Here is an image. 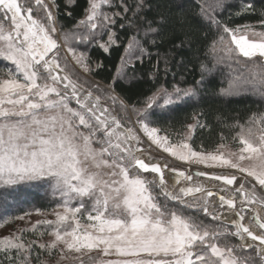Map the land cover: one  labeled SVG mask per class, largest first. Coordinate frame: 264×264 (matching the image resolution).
I'll list each match as a JSON object with an SVG mask.
<instances>
[{
  "label": "rangeland",
  "instance_id": "obj_1",
  "mask_svg": "<svg viewBox=\"0 0 264 264\" xmlns=\"http://www.w3.org/2000/svg\"><path fill=\"white\" fill-rule=\"evenodd\" d=\"M9 1L34 15L52 45L44 49L30 29L22 33L25 23L7 18L8 0H0V192L5 200L7 189V202L17 207L0 209V251L17 248L15 264H264L259 247L239 237L241 224L196 207L200 202L177 200L169 190L171 184L205 185L234 198L244 217L251 208L264 220V116L242 126L233 145L192 149V123L172 142L148 114L188 97L191 89H159L144 105L131 107L89 72L87 47L114 42V0H88L84 17L65 31L52 0ZM215 2H205L207 13ZM140 52L132 37L118 77ZM212 57L225 71V93L249 87L264 99V30L222 29ZM236 72L246 73L251 84ZM157 161L170 180L167 192L143 168ZM209 173L226 177L227 184L194 179ZM16 186L44 194L54 207L35 209L29 195L11 191ZM196 212L219 225L197 223ZM33 245L39 257L31 255Z\"/></svg>",
  "mask_w": 264,
  "mask_h": 264
},
{
  "label": "trees",
  "instance_id": "obj_2",
  "mask_svg": "<svg viewBox=\"0 0 264 264\" xmlns=\"http://www.w3.org/2000/svg\"><path fill=\"white\" fill-rule=\"evenodd\" d=\"M206 1L114 0L113 10L118 11L112 24L114 42L107 47L92 43L86 50L91 76L110 85L131 107L144 105L159 89H191L188 97L164 108L152 109L148 115L150 122L172 142L180 140L192 123L189 144L194 150L204 151L214 150L221 144H235L242 126L254 117L264 116V99L248 86L242 92L225 93V71L215 66L212 57V46L222 29L253 25L264 30V0H216L208 5L209 13L205 9ZM52 3L61 31L73 29L88 8V0H52ZM132 37L140 43V55L126 67L123 77H118L119 64ZM236 73L246 84L249 78L246 73ZM14 190L16 196L26 194L20 186L11 191ZM3 191L9 197L12 195L7 189ZM32 191L26 195L32 198L30 204L35 209L47 211L54 207L47 196H36ZM2 194L0 209L16 212L17 207L7 202L9 197L1 200ZM193 220L219 225L201 212H196ZM230 241L233 247L237 244L234 238L230 237ZM35 248L33 245L31 255L39 257L40 250ZM17 251V248L1 250L0 264L18 262Z\"/></svg>",
  "mask_w": 264,
  "mask_h": 264
},
{
  "label": "bare ground",
  "instance_id": "obj_3",
  "mask_svg": "<svg viewBox=\"0 0 264 264\" xmlns=\"http://www.w3.org/2000/svg\"><path fill=\"white\" fill-rule=\"evenodd\" d=\"M7 6V8L9 9V10H7L5 13H6V17H7V15H9L8 17H10V16H12L13 18L14 17H16L17 19L16 20H14L13 21V23H25V29L24 30H21V32L22 33H25V32H29L30 30L32 31V34H33V36H31L32 38V40H37V41H40V43L44 46V49L46 48V49H50V47H51V45H52V41L45 35L44 36V33H43V30L38 26V24H37V22H36V20L34 19V15L31 13V12H29V11H27V12H25L23 9H21L14 1H9L8 0V4L6 5ZM13 8H15L17 11H18V13H14L13 12ZM22 11H24L25 12V16L24 17H20V13L22 12ZM7 17V18H8ZM25 20V21H24ZM24 27V26H23ZM28 29H30V30H28ZM20 32V31H19ZM19 33V34H21V35H23L24 36V34H22V33ZM23 38H25V37H23ZM151 162H155V160H152ZM151 162H148V164L149 163H151ZM160 162H156V164H159ZM64 165H62V167H63ZM160 172H161V178L159 177V176H157V175H154V174H156V173H154V172H152V171H150V173H153V174H151V175H154V178H155V180H156V182L159 184V185H162V187H163V190L165 191V192H167V183L168 182H170V180L168 179L167 180V178H163V175H164V173L162 172V169L160 170ZM71 173H75V172H73L72 170H70V175H71ZM149 173V172H148ZM169 175H171V173L170 174H168V176ZM206 175V178L205 179H203V178H200V177H195L194 179L196 180V181H198V182H202V183H206L208 186H211V185H214V183H219V182H221V179H220V177H222V175H219V174H215V173H209V174H205ZM167 176V175H166ZM201 176H203V175H201ZM211 176L212 177H214V178H211ZM165 180V181H164ZM172 180V179H171ZM226 180V179H225ZM72 181V180H71ZM173 181V180H172ZM205 181V182H204ZM196 205V207H199V208H202V209H204L206 212H208V213H211V212H215L216 214H217V216L220 218V219H223L224 221H228V222H233L234 221V216H233V210H225V209H221V210H219V209H216L215 207H214V205H215V198L214 197H212V199L210 200V202L209 203H203V202H200V203H197V204H195ZM249 207V206H248ZM236 208H237V202H236ZM216 209V210H215ZM218 210V211H217ZM252 211L253 212H255V213H258L257 211H254V210H252L251 208L249 209V213H247V214H245L246 215V217H245V223H247L248 224V226H249V228H250V230H248V232H254L256 235H262V236H264V233L260 230V232H256V230L255 229H257L256 227H254V225L253 224H251V223H248L247 221H248V215L250 214V213H252ZM259 214V213H258ZM262 218V217H261ZM252 222V221H251ZM238 227H239V230L237 231L238 232V235H239V237L241 238V240L243 241V243H248V242H254V244L255 245H257L258 247H259V249H260V251H261V253L262 254H264V245L263 244H260V243H257V241L256 240H254V239H251L250 237H249V235H248V232H243L244 230H243V228L244 227H246L245 225H244V227L242 226V225H238ZM255 228V229H254ZM255 230V231H254ZM251 240V241H250Z\"/></svg>",
  "mask_w": 264,
  "mask_h": 264
},
{
  "label": "water",
  "instance_id": "obj_4",
  "mask_svg": "<svg viewBox=\"0 0 264 264\" xmlns=\"http://www.w3.org/2000/svg\"><path fill=\"white\" fill-rule=\"evenodd\" d=\"M28 44H29L30 49L34 51L32 44L30 42H28ZM143 168L146 171H152L156 173V175L159 176L160 178L162 177L161 172H160L161 170L160 163L159 164H145ZM211 178H214V177L211 176ZM220 179H221V182L223 183L228 182V179L224 176L220 177ZM233 181L234 179L231 180V182ZM169 190L171 193H174L173 195L175 196V198L180 201H194V202L207 203V201H210L212 197H214L216 206H218L219 208L225 209V210L227 209L233 210L232 214L234 216V221L236 223L241 224L243 227L244 225L246 226L243 228L245 233L248 232V230H250L248 224L245 223L244 215H242L236 208L235 199L227 197L225 194H223L222 191H219L217 189L208 188L205 185L187 186L183 184L182 185L171 184L169 187ZM249 218L264 233V220L261 218L260 214L252 212L250 213ZM248 235L251 239L256 240L257 243L264 245V236L256 235L254 232H251V231L248 232Z\"/></svg>",
  "mask_w": 264,
  "mask_h": 264
}]
</instances>
